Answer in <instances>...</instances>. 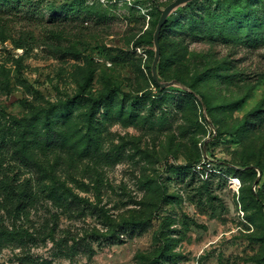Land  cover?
<instances>
[{
    "label": "rangeland",
    "instance_id": "rangeland-1",
    "mask_svg": "<svg viewBox=\"0 0 264 264\" xmlns=\"http://www.w3.org/2000/svg\"><path fill=\"white\" fill-rule=\"evenodd\" d=\"M143 1L0 9V108L19 116L75 97L53 114L65 138L50 160L59 186L83 198L31 208L36 225L55 212L57 229L80 238L70 257L48 239L20 246L5 237L0 264H32L21 259L25 250L34 264H260L264 29L248 43L241 30L221 27L246 2L264 17V0H180L166 15L162 53L150 42V1ZM205 9L209 20L197 17ZM210 21L222 26L211 30ZM24 34L27 52L15 45ZM200 73L209 111L174 79L190 83ZM80 85L92 96L110 93L92 116L76 95Z\"/></svg>",
    "mask_w": 264,
    "mask_h": 264
},
{
    "label": "trees",
    "instance_id": "trees-1",
    "mask_svg": "<svg viewBox=\"0 0 264 264\" xmlns=\"http://www.w3.org/2000/svg\"><path fill=\"white\" fill-rule=\"evenodd\" d=\"M147 1L144 0L143 3L146 4ZM149 1L150 3L146 4V8L152 26V29L149 30L150 42H154L157 53H162L164 43L167 41L165 31L169 27L166 15L169 9L180 0ZM39 2L40 0H0V9H17L22 6L23 8L27 7V9H40ZM68 5L63 3L62 9H67ZM42 7L50 9L51 6L43 5ZM89 8V5L84 6V9ZM256 8L252 7L250 2H246L242 11L237 12L238 10H235V14H233L235 17L231 16L226 20L229 23L228 28L221 27L222 25L217 21H210V29L219 26L222 31L226 30L229 34L241 30L247 42L251 43L257 39V35L262 33L264 29V17L259 15ZM206 10L203 15L197 17L209 20L212 16L208 15ZM5 29L6 25L0 23V37L3 40L5 39L3 35ZM24 35L25 37H19L15 45L27 52L29 46L31 48V45H29L31 42L29 43V36ZM227 63L230 67H233L231 61ZM211 66L214 65H209L207 69ZM218 69L221 71L220 68L215 69V71ZM174 79L178 80L180 84L187 85L189 90L187 94L193 97L197 104L204 106L208 111L213 108L210 95L201 87L203 82L202 73L195 76L190 83H187L182 75H175ZM80 86L76 95L80 94L79 96H81L82 94L80 98L86 100L83 106L90 109L89 115L92 116L93 107L103 102L110 93L104 89L92 96L84 92L83 85ZM75 100V97H70L57 102L47 101L46 107L36 108L28 114L23 113L19 116L7 113L0 108V239L5 237L16 238L20 246H26L29 242L37 243L48 239L54 244L56 254L64 257H70L72 250L79 245L80 238L77 235H72L69 228L57 229V213L52 212L49 217H45L38 225H36L35 220L30 218L31 208L42 204V201H51L54 204L66 207V201L68 200L79 201L83 199L74 194L69 187L59 186V180H56L54 175L55 165L50 160V157L52 159L56 157L52 154L60 146L61 139L65 138L58 126V120L54 118L53 114L61 112L65 105ZM60 116L63 119L71 118V116L63 113ZM90 116L89 123L91 124L93 120ZM211 120L214 123V120ZM205 121L208 123L207 120ZM246 122L247 115L243 119V123ZM90 124L88 128L91 126ZM85 136H87V141L93 140L91 135L87 134ZM78 138L84 139L82 136ZM259 166V163H255V167ZM85 201L90 203L88 199ZM34 209L37 210V208ZM68 210H71V208ZM2 217L12 219L11 227L4 223ZM58 231H60V234L57 233ZM69 241H71V244H69ZM23 253L25 254L21 259L24 262L34 264L37 260L30 257L31 255L26 250ZM48 262L46 259L42 261L43 264H48ZM154 264H159V261ZM260 264H264V248Z\"/></svg>",
    "mask_w": 264,
    "mask_h": 264
},
{
    "label": "built area",
    "instance_id": "built-area-1",
    "mask_svg": "<svg viewBox=\"0 0 264 264\" xmlns=\"http://www.w3.org/2000/svg\"><path fill=\"white\" fill-rule=\"evenodd\" d=\"M196 167H197V168H200V167H201V165H200V164H197V165H196Z\"/></svg>",
    "mask_w": 264,
    "mask_h": 264
}]
</instances>
